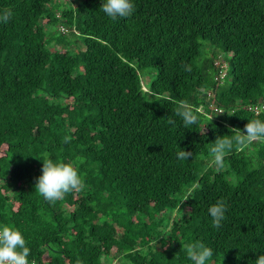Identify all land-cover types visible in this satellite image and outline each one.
I'll use <instances>...</instances> for the list:
<instances>
[{
	"label": "trees",
	"instance_id": "16d2710c",
	"mask_svg": "<svg viewBox=\"0 0 264 264\" xmlns=\"http://www.w3.org/2000/svg\"><path fill=\"white\" fill-rule=\"evenodd\" d=\"M104 2L0 0L13 13L0 23V228L21 232L29 264H193L181 249L196 241L206 264H254L264 139L221 169L210 148L264 121L250 109L264 104V0H131L116 20ZM181 101L198 109L190 127ZM45 157L84 181L54 206L35 190Z\"/></svg>",
	"mask_w": 264,
	"mask_h": 264
},
{
	"label": "clouds",
	"instance_id": "9594fccd",
	"mask_svg": "<svg viewBox=\"0 0 264 264\" xmlns=\"http://www.w3.org/2000/svg\"><path fill=\"white\" fill-rule=\"evenodd\" d=\"M100 10L113 20L118 17L128 18L134 13V4L131 0H105ZM12 15L11 10L5 9L0 13V23L7 24ZM174 111L178 117L182 118L185 127H190L198 122L196 115L198 109H194L187 101H181ZM223 113L225 111H221L220 114ZM227 114L235 115L232 111H227ZM169 123H173V121L170 120ZM228 127L231 135L217 136L211 143L210 156L217 169L224 167L225 156L234 148L240 149L264 139V121L261 119L248 120L243 131ZM70 139L66 136L63 142L69 143ZM192 156L193 152L184 149L177 153L180 160H189ZM40 160L43 161L42 175L36 178L35 190L53 206L56 201L63 200L67 193L80 191L84 187V181L71 163L54 162L47 157ZM208 211L213 219V227L219 229L225 218L226 202L220 199L210 206ZM181 250H186L187 257L193 264H206L213 255V250L199 241L182 245ZM29 254L30 249L26 246V241L18 229L12 226L0 228V264H29ZM77 264H81V262L77 260ZM254 264H264V255H259Z\"/></svg>",
	"mask_w": 264,
	"mask_h": 264
},
{
	"label": "built area",
	"instance_id": "2783aa9c",
	"mask_svg": "<svg viewBox=\"0 0 264 264\" xmlns=\"http://www.w3.org/2000/svg\"><path fill=\"white\" fill-rule=\"evenodd\" d=\"M251 110H254L256 113L264 111V104H255L250 106ZM259 109V110H258ZM34 264V263H33Z\"/></svg>",
	"mask_w": 264,
	"mask_h": 264
},
{
	"label": "rangeland",
	"instance_id": "374dc122",
	"mask_svg": "<svg viewBox=\"0 0 264 264\" xmlns=\"http://www.w3.org/2000/svg\"><path fill=\"white\" fill-rule=\"evenodd\" d=\"M145 72H147V70L145 71ZM152 75V74H151ZM144 88L145 89H147L148 87H147V85L144 83ZM114 256V255H113ZM104 259H102V262H104L105 261V263L106 262H109V264H115V262H114V260L112 261V259H109V257H108V261H106V258L105 257H103ZM118 261V260H117ZM119 263V262H118Z\"/></svg>",
	"mask_w": 264,
	"mask_h": 264
}]
</instances>
